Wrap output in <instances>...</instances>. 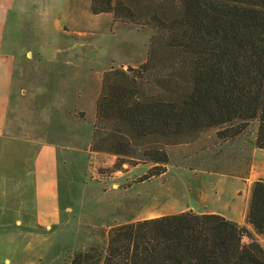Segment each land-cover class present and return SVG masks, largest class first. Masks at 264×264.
Masks as SVG:
<instances>
[{"label": "crops", "instance_id": "obj_1", "mask_svg": "<svg viewBox=\"0 0 264 264\" xmlns=\"http://www.w3.org/2000/svg\"><path fill=\"white\" fill-rule=\"evenodd\" d=\"M186 1L98 0V9L109 10L95 12L93 0H0V249L5 251L4 264H42L49 249L51 235L36 230L50 231L52 224L43 220L47 219V209L60 203L53 185L33 183L43 178L39 146L41 151V145L49 142L41 137L45 132L40 119L46 114L41 105H65L56 66L76 63L82 48L81 62L86 65L69 83L67 90L71 91L73 103L66 110L79 119H84L78 115L80 111H88L93 100L109 93L111 83L137 88L138 98L143 101L181 102L179 97L194 87L196 55L170 46L169 32L156 21L154 13L167 21L180 17ZM121 2L132 13L121 10ZM76 38L81 39L80 45L74 43ZM42 65H52L48 75L42 73ZM128 66L135 71L128 70ZM93 79L100 84L97 91L90 90L89 81ZM213 128H200L188 134L138 136L131 126L132 133L139 138L160 136L161 146L153 147L166 150L170 160L176 157L178 166L192 160L194 172L226 175L214 168L220 165L204 158L209 145L202 140L203 132ZM197 138L202 143L191 144ZM54 158L50 155L44 162L46 175L52 179L57 173ZM67 202L64 200L62 204L67 206L62 207L70 210ZM248 204L249 199L242 219L207 207L189 209L220 213L245 224ZM17 246L18 253L14 248Z\"/></svg>", "mask_w": 264, "mask_h": 264}, {"label": "trees", "instance_id": "obj_2", "mask_svg": "<svg viewBox=\"0 0 264 264\" xmlns=\"http://www.w3.org/2000/svg\"><path fill=\"white\" fill-rule=\"evenodd\" d=\"M97 1L95 12L109 10L98 9ZM119 8L132 13L124 2ZM154 18L168 30L170 46L196 55L188 99L143 101L137 88L111 83L102 115L129 122L138 136L188 134L239 120L217 130L227 139L258 118L256 144L264 149V0H187L182 16L167 21L154 13ZM113 149L132 152L128 141L114 142ZM144 154L159 164L142 179L167 171L166 150L147 148ZM259 236L264 237V179L250 191L245 224L192 209L116 223L107 231L105 251L94 244L74 254L70 264H264Z\"/></svg>", "mask_w": 264, "mask_h": 264}, {"label": "rangeland", "instance_id": "obj_3", "mask_svg": "<svg viewBox=\"0 0 264 264\" xmlns=\"http://www.w3.org/2000/svg\"><path fill=\"white\" fill-rule=\"evenodd\" d=\"M74 43L80 45L81 39H74ZM81 51L82 48L76 63L60 64L55 69L65 105H41L46 113L40 119V127L45 132L41 137L49 139V146L41 145V151L39 146V169L43 178L35 180L33 186L53 185L60 203L48 208L47 219L43 220L52 224L50 231L44 228L36 230L51 235L42 264H70L74 254L86 251L94 244L105 251L107 231L116 223L178 213L191 207H207V210L224 211L242 219L250 191L264 179V149L256 144L258 118L251 119L243 133L233 139L220 140L215 131L234 125L239 120L203 132L202 140L209 145L204 150L207 152L204 158L220 165H214V168L225 171L226 175L215 171L194 172L192 160H187L185 166H178L174 157L169 164H165V173L142 179L151 167L159 164L146 157L144 151L161 146L160 136L139 138L132 133L129 122L105 118L101 107L104 97L93 100V106L88 111L78 113L84 119L71 116L66 111L73 103L71 91L67 90L69 83L86 65L81 62ZM50 68L52 65H42V73L48 75ZM51 77L53 79L54 75ZM46 81L49 83L48 78ZM89 83L90 90L97 91L99 82L93 79ZM191 90L184 92L179 97L180 101L188 99ZM116 141H129L132 152H115L112 145ZM200 143V138H197L191 144ZM170 145L173 147L175 143ZM50 155L55 156L53 163L57 173L54 179L46 175L48 172L44 168V162ZM25 183H28L27 179ZM64 200L70 203V210L62 207L67 206L62 204ZM33 207H36L34 203ZM259 238L264 244V237ZM248 240L245 238L244 241ZM14 248L17 252L18 246ZM7 253L17 256L10 250ZM4 257L5 251L0 249V264H4Z\"/></svg>", "mask_w": 264, "mask_h": 264}]
</instances>
